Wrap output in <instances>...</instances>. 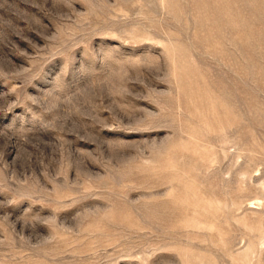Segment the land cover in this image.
<instances>
[{
  "label": "rangeland",
  "instance_id": "374dc122",
  "mask_svg": "<svg viewBox=\"0 0 264 264\" xmlns=\"http://www.w3.org/2000/svg\"><path fill=\"white\" fill-rule=\"evenodd\" d=\"M0 264H264V0H0Z\"/></svg>",
  "mask_w": 264,
  "mask_h": 264
}]
</instances>
